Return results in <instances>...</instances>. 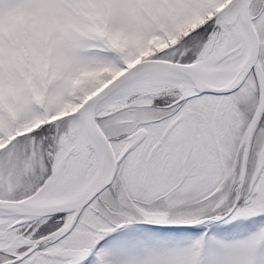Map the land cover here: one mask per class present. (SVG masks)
I'll list each match as a JSON object with an SVG mask.
<instances>
[{"label":"snow or ice","instance_id":"1","mask_svg":"<svg viewBox=\"0 0 264 264\" xmlns=\"http://www.w3.org/2000/svg\"><path fill=\"white\" fill-rule=\"evenodd\" d=\"M0 264H264V0H0Z\"/></svg>","mask_w":264,"mask_h":264}]
</instances>
